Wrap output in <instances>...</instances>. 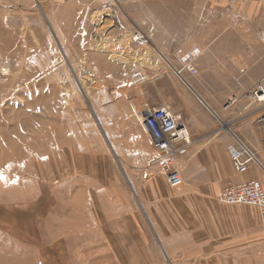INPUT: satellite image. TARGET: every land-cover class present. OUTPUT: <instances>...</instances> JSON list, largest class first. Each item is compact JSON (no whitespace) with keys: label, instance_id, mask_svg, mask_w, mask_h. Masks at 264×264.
I'll return each mask as SVG.
<instances>
[{"label":"crops","instance_id":"obj_1","mask_svg":"<svg viewBox=\"0 0 264 264\" xmlns=\"http://www.w3.org/2000/svg\"><path fill=\"white\" fill-rule=\"evenodd\" d=\"M43 1L57 2L62 13L77 3L95 4L97 9L86 12L102 18V38L110 47L115 41L109 39L124 30L113 25L117 11L105 2ZM116 1V6H142L127 10L126 17H141L154 52L150 64H132V74L139 70L158 80L170 71L163 68L165 61L177 76L182 59L197 50L191 61L195 74L183 71L194 103L174 112L191 140L174 156L184 185L171 189L153 164L160 153L141 114L154 104L141 89L117 92L107 106L95 107L88 136L64 140L61 189L49 187L44 200L32 203L36 256L41 264H264L261 211L218 200L222 191L241 183L258 180L264 187V127L257 124L264 109L250 100L256 86L264 85V7L239 4L247 20L236 22L230 0ZM163 106L171 109L166 96L152 108ZM237 140L262 166L251 163L245 174L234 171L229 147Z\"/></svg>","mask_w":264,"mask_h":264},{"label":"rangeland","instance_id":"obj_2","mask_svg":"<svg viewBox=\"0 0 264 264\" xmlns=\"http://www.w3.org/2000/svg\"><path fill=\"white\" fill-rule=\"evenodd\" d=\"M51 3L0 0V264L43 262L31 242L32 203L61 189L64 140L92 132L96 106L137 89L151 108L162 96L173 112L194 103L188 82L170 73L165 61L168 74L154 80L140 71L146 80L133 82L132 64L140 68L154 57L150 45L139 48L131 40L142 21L126 12L141 5L108 4L118 14L113 25L124 27L110 47L102 18L86 12L95 4L77 3L78 13L74 7L62 13Z\"/></svg>","mask_w":264,"mask_h":264},{"label":"built area","instance_id":"obj_3","mask_svg":"<svg viewBox=\"0 0 264 264\" xmlns=\"http://www.w3.org/2000/svg\"><path fill=\"white\" fill-rule=\"evenodd\" d=\"M113 5L116 0H102ZM244 2H253L264 7V0H230L228 11L232 19L236 22H245L238 5ZM133 45L139 48H145L150 45L149 38L140 30L132 34ZM197 54L187 55L182 59L184 66L176 70V75L184 80L183 71L187 70L190 74H195L196 70L191 64L192 58ZM132 80L135 84L145 81V76L136 70L132 74ZM185 81V80H184ZM250 100L253 103L262 105L264 109V85L258 84L251 92ZM230 104L226 106L228 108ZM141 118L152 133L154 143L160 153V157L153 161L160 167L162 174L166 177L167 183L171 189H179L184 185V180L179 171L174 168V156L182 146L191 144L190 133L183 118L167 107L148 108L141 114ZM257 124L264 127V114L257 119ZM237 145L229 147V153L233 169L238 174H245L251 163L262 166L255 152L241 140H237ZM218 200L228 205H246L256 207L261 211L264 218V187L258 180H252L228 187L218 197Z\"/></svg>","mask_w":264,"mask_h":264}]
</instances>
